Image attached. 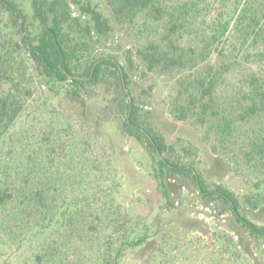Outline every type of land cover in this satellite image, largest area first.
<instances>
[{"label": "trees", "instance_id": "trees-1", "mask_svg": "<svg viewBox=\"0 0 264 264\" xmlns=\"http://www.w3.org/2000/svg\"><path fill=\"white\" fill-rule=\"evenodd\" d=\"M30 5L32 29L16 0H0L10 22L0 43V264L11 248L26 245L32 246L34 264H169L174 229L200 234L209 229L203 219L179 217L184 191L198 195L205 210L214 209V221L231 225L230 249L242 252L246 264H264V223L248 215L264 197V0H30ZM115 26L132 32L136 64L131 56L126 67L117 55L99 52L111 42L107 36ZM134 65L174 78L170 112L194 120L215 152L225 154L245 134L247 165L260 174L251 192L239 196L209 183L186 161L188 147L169 142L148 122L146 106L133 90ZM233 73L239 80L224 94ZM36 78L85 118V96L99 84L111 91L90 127L110 120L144 147L163 200L155 212L120 206L119 180L115 173L103 177L106 169L91 159L87 139L65 134L58 123L37 129L39 115L24 122L29 112L35 114L30 98Z\"/></svg>", "mask_w": 264, "mask_h": 264}, {"label": "rangeland", "instance_id": "rangeland-1", "mask_svg": "<svg viewBox=\"0 0 264 264\" xmlns=\"http://www.w3.org/2000/svg\"><path fill=\"white\" fill-rule=\"evenodd\" d=\"M16 1L26 13V23L29 29H32L33 16L30 0ZM9 31L8 16L0 11V43L7 39ZM107 38L111 42L106 46L101 45L99 52L117 55L126 67L128 56L132 57L135 64L137 63L133 56L135 43L131 31L115 26L114 32ZM104 40L102 38L101 44ZM128 50L130 53L126 52ZM12 53L17 55V52ZM131 69H134L132 77L134 94L138 101L146 106V119L169 142L188 147L185 153L186 161L200 170L209 183H221L239 196L251 192V184L260 174L259 171L247 165V158L244 154L247 152L245 134H240V138L232 142L225 154L219 149L220 147L215 152L204 129L194 120L189 118L181 120L170 112L168 101L174 92L173 77L166 74L143 72L142 68L136 66ZM38 80L36 78L33 83L34 92L30 98V103H32L30 110H35V114L29 112L24 122L33 115H39L42 123L36 125L37 129H46L48 122L58 123L65 134H74L87 139L91 159H94L101 169H106L103 177L109 173H115L119 180L120 188L116 200L120 206L123 209H131V211L153 210L155 212L163 200L156 188V181L152 174V162L144 147L135 140L122 135L117 124L110 120L100 122L95 130L91 128L89 119H95L98 111L110 97L111 91H108L105 85L99 84L93 88L94 92L91 96H85L88 106L87 110H83L87 116L85 118L78 115L81 109L73 110L63 100L59 102L58 98L52 97ZM238 80L236 73L230 74L224 84V94L230 93L234 87L232 84H236ZM150 85H152L151 88ZM186 195L187 191H184L182 198L185 209L183 215L179 217L183 220L185 217H198L209 225V229L206 234H200L194 230L185 232L174 229L170 233L175 242L172 244L173 254L169 264H246L247 260L242 252L237 253L230 249L234 246L235 240L231 225L221 218L220 221H214L211 216L214 209L202 208L201 198L198 195ZM248 215L255 222L264 223V197L260 206L248 212ZM220 249L223 252L222 256L219 253ZM86 255H89L88 248ZM5 257H7V262L3 264H34L30 245L13 247L10 252H6Z\"/></svg>", "mask_w": 264, "mask_h": 264}]
</instances>
